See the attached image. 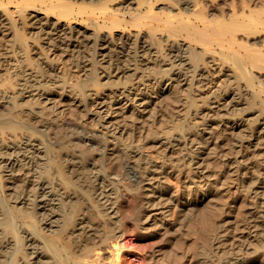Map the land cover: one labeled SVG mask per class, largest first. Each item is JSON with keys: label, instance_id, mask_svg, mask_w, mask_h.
<instances>
[{"label": "rangeland", "instance_id": "1", "mask_svg": "<svg viewBox=\"0 0 264 264\" xmlns=\"http://www.w3.org/2000/svg\"><path fill=\"white\" fill-rule=\"evenodd\" d=\"M30 1L38 7L41 6L40 4L48 2V0ZM86 1L87 4L92 3L89 0ZM125 1L130 3L128 5V7H132L130 10L136 12V3L141 0H110L109 5L112 8H117ZM72 2L74 7L77 6L75 4H82V0H72ZM95 4H97L96 1L92 5ZM153 5L152 12H158L162 17L167 12L172 14L179 11L178 5L174 0H158ZM15 6V4H10L7 9L0 8V10L2 9L4 12V17L15 19V24L11 27V31L21 35L24 39V44L21 46L18 44V47L24 51L27 50L24 55L21 52L19 53V59L30 60L28 65H26L25 61L23 62V65H26L25 68L35 75H41L39 64L42 60H46L50 67H54V72L51 73L56 75L57 79L65 82L64 85L72 88L75 95H77L76 99L78 98L77 103H73L69 98L63 97V93H60L57 89H51L49 94L50 103L41 100L32 102L31 106L46 120L54 118L53 120H57V123L69 122L71 125L84 127L95 142L111 140L112 137L106 134L105 129L99 125L95 109L90 110L80 106V104L85 102V97L83 98L82 94L97 91L100 93L99 101L104 100L106 104L112 103L113 98L110 93L116 92L120 88L122 89L132 84L134 88L139 86L141 92H144L145 89L147 90V87L142 86L139 82V77L142 76L143 79L144 77H150L149 75H153L159 68L157 64H151L149 67L141 66V68L137 69L134 60L130 58L129 61L125 62L128 68L126 74H118V71L112 70L109 62L116 58L118 54L116 50L119 49L117 46L119 39L126 35L132 39L145 40L156 50L159 60H165L166 57L164 56L167 52L166 48L169 41L175 43L184 40L189 43L188 39L186 40L183 35L169 37L166 32L156 30L154 23L151 20H146V17H144L146 15L137 16L132 23H127L128 20H121L119 25H115L114 28L109 29V27L106 28V26L102 27L101 25V28L98 29L87 19L74 16V14L72 18L66 19V17L64 18L58 13L51 14L47 11L28 7L25 12L18 15L14 12ZM35 10L36 12L33 13L37 17L42 18V20L40 19L41 21L48 19L50 22L58 21L61 23L63 28L70 33H68V36L73 35L71 39L76 38V30L82 31L84 35H88L92 39L106 38L108 44L100 45V42L97 41L95 43L96 47L94 46L87 55V59L92 60L94 64L92 68H89L91 71L88 70L93 76L92 81L86 76L89 73L88 71L85 73L74 67V61H76L74 57L63 56L60 52L49 50L47 44H44L41 39H37L39 32L34 29V24L31 23L32 20L29 21V16L27 15ZM145 13V9L140 12L141 15ZM164 40H167L166 43H164ZM106 45L108 47L104 49ZM37 47L41 51L40 58L39 54H37L39 52ZM189 49L200 51L197 45H191ZM225 52L232 53V55L229 53L230 57L225 59V65L223 64L224 61L223 63L218 61L215 58L216 56L213 55H210V57L212 56V58L216 59V61H213L214 63L208 62L203 65L204 62H201L202 64L200 65L205 71L203 75L205 77L202 80L204 84L194 80L189 86H180L184 90L181 94L180 118L177 115V109L174 108L171 95L167 92L161 95L160 102L154 106V108L158 109V114L156 113L157 115L155 114L154 118L153 116L149 117V112L145 113V115L137 113L139 115H136V118L131 121L133 117L130 115V110H127L129 109L127 108L129 103L126 104L125 117L120 119L122 122L129 124V126L131 122L137 124V127H139L136 129L139 131L138 133L141 134V132L150 128V131H169V134L177 135L181 139L180 143L171 149H165L158 144L150 143L144 137L142 139L145 141H141V135L138 133L131 139L135 148L148 161L156 166L166 168V176L163 179L150 181L153 184L152 186H155L153 189V191L157 192L155 196L160 192L161 199L149 195L145 197L144 193L147 192L139 191L138 186L142 185V183L137 184L135 178L138 173L142 178L146 170L139 168L137 160L133 162L127 160L124 153L117 155V157L115 156L112 160H104L97 156V151L92 145L81 141H72L70 132L58 127L57 124L47 128L45 134L37 132V123H33L28 130H17V135H14V132L7 127H0V143L2 144L3 140L8 137L17 142L16 140L23 135L21 133L24 132L26 135L29 131L30 136L38 138L44 147L52 150L47 160L48 168H51L50 171L54 172L57 179L66 189H71L78 195V198L71 206L70 214L73 218L71 228L77 222L86 221L87 219L94 224H108L97 236H90L77 231L78 235L73 240L66 237L63 232L57 231L59 230V222L50 223L52 225L50 229H47L49 226L47 225L48 227H46V223L40 222L41 229L43 228V236L54 235L58 241H61L66 251L78 260L89 254L94 264H106L111 259V252H115V257L111 259L112 264H233L248 257L256 258L257 261L254 264H264V235H260L261 230L253 229L252 235L256 234V237H248L244 233L246 230H242L243 225L253 212L264 213V152L260 150V153L256 155H252L253 152L250 153L254 143H257L260 148L264 147V135L262 134V138L257 140L253 139L249 133L243 131L245 127L231 132L227 127L213 124L210 129L211 133L206 135V137L209 136V139L206 140L207 143H203L204 154H201V159H199L204 172L200 174L193 171L190 163L184 157L189 151L187 137L201 122V119L196 116L197 112L204 110L207 107V103L215 100L214 98L210 101L212 96L217 95L219 92L223 94L225 90L234 88L237 85L235 83L240 79L233 76V72L237 71L238 66L234 62L233 56H237V54L232 50H226ZM103 56L104 59L107 60L108 58L110 61H100ZM236 56L234 57L236 58ZM13 57L16 58L15 55ZM239 57L237 58L238 60H240ZM227 59L230 60L227 62ZM241 59L243 60V57ZM205 61L207 62V60ZM217 61L220 63L218 64ZM262 64L260 63V65ZM231 67L235 69L232 70L233 72L230 71ZM4 69L6 68L0 67V73ZM254 69L256 70L257 68ZM227 70L236 81L225 74ZM259 72H264V70L260 69ZM258 79L256 78V80ZM256 80H252V84H249L246 83V79L241 78L238 83L241 91L247 93V90L248 95H251L252 86L258 89L264 88V82L260 84V79L258 80L259 82ZM241 81L245 83L241 84ZM255 82L257 83L255 84ZM161 86L163 87H161L162 89L166 88L165 85ZM93 94L91 99L96 97L95 93ZM224 95L220 96L222 98L218 97L220 102H213L215 105L211 103L212 106L226 105L230 99ZM87 99L88 97L86 101ZM260 100L256 99L255 104H257L253 106L254 110L256 108L257 111H260L259 107H263L260 106V103H263ZM192 101H194L193 106L191 105ZM243 106L238 105L234 110L231 109L233 116H243V112L246 111L244 109L247 108L245 107L246 105ZM160 113L165 114V116L162 117ZM227 117H231V114L227 115ZM257 121L248 120L244 121V123H247L248 129L255 130L258 128L260 120ZM15 124L19 127L21 126L18 121H15ZM118 138L121 139L118 140L117 145L121 149H125V143L122 141L123 137ZM237 140H241L244 145L249 146L248 148H242V153L245 157L242 159L243 162H237V166L250 167L253 161L254 166L258 165V167L250 168L245 175L237 174L234 176L232 174L236 173L228 171V167L234 164V149L236 148L235 143ZM6 143H8V140ZM64 152H75L80 156L83 163L80 162L81 167L78 170L67 171L68 163H64L62 158ZM0 165H4L3 162ZM127 167L134 172L130 171L129 173ZM7 169L2 170L1 174L4 175V178L9 173ZM92 172L102 174L109 172L112 176V179L105 182V187L103 188H105L107 194L109 187H111L110 191H112L116 203V217L99 209V205L95 201L94 195H92V188L85 185L88 176ZM42 175L43 173L38 169L28 176L36 181ZM15 177L25 178V175L21 172H16ZM254 182L255 185L258 182H262L261 185L263 187L255 188ZM4 184L8 185V182L5 180ZM146 185L143 184V186ZM148 187L152 189V187L146 186V188ZM225 187L227 190L224 189ZM10 190V188L5 187L2 192L3 196L4 194L8 195ZM154 199L158 204L157 209H151L154 207L148 205L149 200L153 201ZM39 201L40 197H37L36 203ZM10 203L12 206L14 205L13 202ZM148 215H150L148 219L151 217L149 221H147L148 219L146 220ZM54 219L55 217H52L51 220ZM51 228L56 231L51 233ZM22 245H24V242ZM25 250L28 252L32 251L29 246L25 247ZM6 261V258H2L0 263L4 264ZM7 264H12V262L8 261Z\"/></svg>", "mask_w": 264, "mask_h": 264}, {"label": "bare ground", "instance_id": "2", "mask_svg": "<svg viewBox=\"0 0 264 264\" xmlns=\"http://www.w3.org/2000/svg\"><path fill=\"white\" fill-rule=\"evenodd\" d=\"M95 1L97 4L92 5ZM109 1L89 0L92 3L87 4L86 0H82L81 5L75 4L79 6L74 7L72 0H48L47 3L40 4L41 6L38 7L30 0H0V8L7 9L8 5L15 4L14 12L18 15L25 12L28 7H32L51 14L58 13L64 18L66 17V19L72 18L74 14V16L87 19L98 29L101 28V25L102 27H109V29L114 28L115 25H119L121 20H128L127 23H132L137 16L146 15L144 16L146 20H151L156 30L166 32L169 37L183 35L186 40L188 39L189 43L184 40L177 41L179 43L169 41L170 44L168 42L167 52L164 56L166 57L165 60H159L156 50L145 40L132 39L124 35L117 43L119 49L116 50L118 53L116 58L112 61L108 58L107 60L104 59V56L100 58V61H110L109 64L112 70H116L118 74L122 73V75L128 72L125 62L129 61L130 58L134 60L137 69L141 68V66L149 67L151 64L159 66L153 75H149L150 77H144V79L142 76L139 77L140 80H138L141 85L147 87L144 92H141L139 86L134 88L131 84L110 93L113 100L109 104H106L104 100L99 101L100 93L97 91L93 92L96 96L95 99H91V96L94 95L93 93L82 94L83 98L85 97V102L80 104V106L85 109L96 110V118L99 125L105 129L106 134L110 135L112 139L95 142L84 127L71 125L69 122L57 123V120H53L54 118L46 120L39 115L38 111H35L31 103L41 100L50 103L49 94L51 89H57L60 93H63V97L69 98L73 103H77L78 98L76 99L77 95H75L72 88L64 85L65 82L57 79L56 75L51 73L54 72V67H50L46 60H42L39 64L41 75H35L25 68L30 60L19 59V53L21 52L24 55L27 50L24 51L18 47V44L19 46L24 44V39L21 35L12 33L11 27L14 26L15 19L4 17L2 9L0 10V67L6 69L4 71L1 70L3 72L0 73V127H7L14 132V135H17V130H28L33 123H37V132L45 134L47 128L57 124L58 127L70 132L72 141H81L92 145L97 151V156L104 160H112L115 156L117 157V155L124 153L127 160L131 162L137 160L139 168L146 170L142 178L138 173L135 181L137 184L142 183V185L138 186V189L139 191L147 192L144 193L145 197L146 195L153 197L157 192L153 191L155 186H152L153 184L150 181H160L166 176L167 170L163 166H156L148 161L132 144L131 139L139 132L136 130L139 127L133 122L129 126V124L122 122L120 119L125 117L126 104L129 103L127 107L129 109L127 110H130V115L133 117L131 121L136 118V115H139L137 113L145 115V113L149 112V117L153 116L154 118L158 111L154 106L160 102L161 95L167 92L171 95L174 108L177 109V115L180 118L181 94L184 91L183 87L181 89L180 86H189L194 80L202 84L205 71L200 65L202 64L201 62H204V65L208 62L214 63L213 61L218 59L222 63L224 61L223 64L225 65V59L229 58L230 55L228 54L231 53L225 52L226 50H232L237 54L236 56L233 53L236 56V58L233 56V60L238 65L237 71L235 73L232 71L235 70L232 69L234 67H231L230 70L233 72L234 77L246 79V83L249 84L252 80L259 78L260 80H258L262 84L264 82V72H259V70H264V0H174L178 5L179 11L177 10L178 12L172 14L167 12V14H163L164 17L158 12H152L153 4L158 0L137 1L136 12L130 10L132 7H128L130 3H127V1L117 8H112L109 5ZM143 9H145L146 13L141 15L140 12ZM33 12L35 13L36 10L29 12L27 15L29 16V21L32 20L31 23L34 24V29L39 32L37 39H41L44 44H47L49 50L60 52L63 56L74 57L76 59L74 67L79 71L86 73L90 70L89 68L94 66L92 60L87 59V55L94 46L96 47L95 43L97 41L100 42V45L108 44L105 37L92 39L79 30L75 31L77 39H71L73 35L68 36L69 32L63 28L61 23L58 21L50 22L46 17L45 21H41L42 18L37 17ZM164 41L166 43L167 40ZM191 45H197L200 51L189 49ZM107 47L108 45L104 49H107ZM37 49L39 50L37 54H39L40 58L41 51L40 48L37 47ZM99 55L101 56V54ZM210 55L216 56V59L214 57L213 59ZM239 56L243 57V60ZM238 57L240 60L237 59ZM229 60L227 59V62ZM24 61L26 65H23ZM218 61L217 63L219 64L220 62ZM260 63L263 64L260 65ZM254 68L259 70L256 71L257 69L255 70ZM90 71H88L89 73L86 76L92 81L93 76H91ZM254 71L256 72L254 73ZM225 74L233 79L228 70ZM239 80L237 83H235L236 80L234 81L235 85L237 84L238 86L225 90L223 94L219 92L210 99L211 101L215 98L213 102L218 103L220 102L218 97L225 94L224 96L230 99L226 105L214 107L212 106L214 103L209 102L204 110L202 109L196 114L197 118L201 119V122L187 137L189 151L184 157L190 163L192 170L197 173L201 174L204 172L199 159H201L200 155L204 154L203 143H207L206 140L209 139V136L206 137V135L211 133L210 129L213 124L227 127L231 132L245 127L243 131L249 133L253 139L257 140L262 138V134L264 135V88L258 89L252 86L253 91L251 93L249 91L251 95H248L247 90V93L241 91L238 84ZM161 85H165L166 88L162 89ZM87 97L89 100L87 99L86 101ZM256 99H261L260 101L263 102L260 103V106H263L259 107L260 111H257L256 108L255 111L253 108L257 104H255ZM193 102H191L192 106L194 105ZM238 105H246L245 107H247L243 108L244 111L246 110L243 112V116H233L230 111L231 109L234 110L235 107L237 108ZM160 114L162 117L165 116V114ZM230 114L231 117H227ZM33 120L35 121L33 122ZM248 120H260L258 128L255 130L248 129L247 123H244V121ZM15 121L20 122L21 126H17ZM21 134L23 135L16 140L17 142L8 137L7 139L5 138L8 143H4L5 139L3 144L0 143V163L3 162L4 164L0 165V262L2 258H6L7 261L4 264H7L8 261L12 262V264H94L89 254L78 260L66 251L64 245L54 235L43 236V228L41 229L39 223H46V227L49 226L47 229H50V226H52L50 223L59 222V230L57 231L63 232L66 237L73 240L78 235L77 231L90 236H97L108 224H94L87 219L86 221L77 222L72 228L70 227L73 219L70 214L71 206L78 198V195L73 190L66 189L57 179L54 172L50 171L51 168H48L47 160L52 150L44 147L42 142L38 138L30 136L31 134L25 135L24 132ZM140 135L141 141L148 140L150 143L158 144L165 149L174 148L181 141L180 137L169 134V131H150V128L141 132ZM118 137H123L122 141L125 143V149H121L117 145L118 140L121 139ZM252 146L253 148L250 150V153L253 152L252 155L259 154L260 150L264 152V147H258L257 143L252 144ZM235 147L234 164L228 167V171L236 173L232 175H245L250 168L258 167V165L254 166L253 161L250 167L237 166V162H243L242 159L245 157L242 153V148H248L249 146L244 145L243 141L237 140ZM62 158L64 163H68L67 171L78 170L81 167L80 162L83 163L80 156L75 152H64ZM5 168L9 169V171L7 169L9 173L4 178L1 173ZM38 169L41 170L43 175L34 181L28 175ZM127 169L129 173L130 171L134 172L129 167ZM16 172H21L25 175V178H16ZM109 179H112L109 172L103 174L92 172L88 176L85 185L92 188V195H94L99 209L116 217V203L113 193L110 191L111 187H109L107 194L105 188H103L105 187V182ZM5 180L8 185L4 184ZM143 184H147L146 186H150L152 189L146 188ZM261 184L262 182H258L255 185L254 182L255 188L263 187ZM5 187L11 190L8 195L4 194L3 196L2 192ZM99 190L101 191L98 193ZM37 197H40V201L36 203ZM155 198L161 199V193L159 192ZM10 202H13L14 205L12 206ZM148 205L154 207L151 209H157L158 204L154 199L153 201L149 200ZM149 216L146 217V220ZM52 217H55V219L51 220ZM149 220H151V217L147 221ZM253 229H260V235H264V213L253 212L243 225L242 230H246L244 233L248 237H256V234L252 235ZM55 231L52 228L50 230L51 233ZM23 242L24 245H22ZM27 246L32 251H26L25 247ZM114 257L115 252H111L110 258ZM111 259L106 264H112ZM256 261V258L248 257L233 264H254Z\"/></svg>", "mask_w": 264, "mask_h": 264}]
</instances>
